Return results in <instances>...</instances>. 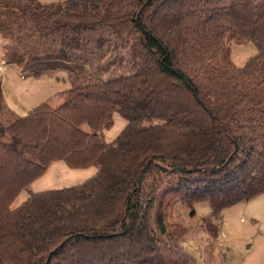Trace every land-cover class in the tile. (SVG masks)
Returning <instances> with one entry per match:
<instances>
[{
  "label": "trees",
  "instance_id": "trees-1",
  "mask_svg": "<svg viewBox=\"0 0 264 264\" xmlns=\"http://www.w3.org/2000/svg\"><path fill=\"white\" fill-rule=\"evenodd\" d=\"M1 51L72 87L20 115L0 81V264H192L175 204L212 241L264 193V0H0ZM56 161L96 173L30 191Z\"/></svg>",
  "mask_w": 264,
  "mask_h": 264
},
{
  "label": "rangeland",
  "instance_id": "rangeland-1",
  "mask_svg": "<svg viewBox=\"0 0 264 264\" xmlns=\"http://www.w3.org/2000/svg\"><path fill=\"white\" fill-rule=\"evenodd\" d=\"M198 38L199 46L206 44L204 35L201 34ZM2 52H0V81L6 101L16 113L23 115L72 87L68 71L50 70L42 76L26 77L21 74L17 65L8 63ZM257 52L253 42L232 43V58L237 65H244L247 59ZM198 59L199 56H196L192 63ZM120 70L119 68L118 71ZM196 71L200 75L199 70ZM199 84L201 87H206L210 83L202 80ZM217 86L214 88H219L221 85ZM232 96L230 94L229 97L234 101L235 98ZM223 97L225 95L219 96V98ZM95 173L96 166L72 168L65 161H56L45 174L29 186V190L43 191L70 186L88 179ZM27 195V190H24L13 202L12 207L20 205ZM194 208L197 212L195 217L190 216V209L180 203L175 204L173 209L175 219L185 223L192 234V240L186 242H189L188 246L186 244V249L195 257L192 264H264V193L225 207L218 219L219 237L212 241H209V237L203 232L197 230L199 220L212 216L210 204L207 201H198Z\"/></svg>",
  "mask_w": 264,
  "mask_h": 264
},
{
  "label": "crops",
  "instance_id": "crops-1",
  "mask_svg": "<svg viewBox=\"0 0 264 264\" xmlns=\"http://www.w3.org/2000/svg\"><path fill=\"white\" fill-rule=\"evenodd\" d=\"M25 114V113H24ZM190 240H192L191 238H190ZM189 245V242L187 243V246Z\"/></svg>",
  "mask_w": 264,
  "mask_h": 264
}]
</instances>
